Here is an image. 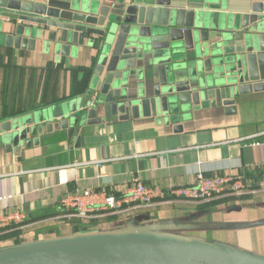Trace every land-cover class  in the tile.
<instances>
[{
	"label": "crops",
	"instance_id": "1",
	"mask_svg": "<svg viewBox=\"0 0 264 264\" xmlns=\"http://www.w3.org/2000/svg\"><path fill=\"white\" fill-rule=\"evenodd\" d=\"M81 1L85 12L98 17L130 0ZM178 1L182 8L221 18L252 14L255 4L264 5V0ZM88 66L86 57L54 59L39 49L0 45V123L15 121L22 131L13 150L0 148V196L12 195V207L29 218L23 228L0 230V248L90 232L202 241L264 257V191L137 209L124 205L120 213L102 212L86 221L64 217L62 197L90 185L120 192L139 179L166 190L170 184L195 186L204 173L236 175L253 188L264 170V93L244 97L235 114L199 111L182 131L156 121L115 120L86 134L77 147V136L70 141L58 119L98 93L89 87L90 73L84 76Z\"/></svg>",
	"mask_w": 264,
	"mask_h": 264
},
{
	"label": "water",
	"instance_id": "2",
	"mask_svg": "<svg viewBox=\"0 0 264 264\" xmlns=\"http://www.w3.org/2000/svg\"><path fill=\"white\" fill-rule=\"evenodd\" d=\"M178 0H130L95 17L81 0H0V45L54 59L86 57L90 88L73 114L58 119L77 147L102 125L184 123L208 108L235 114L244 97L264 93V5L221 18ZM22 131L0 123V148ZM0 264H264V257L187 239L83 233L66 240L0 248Z\"/></svg>",
	"mask_w": 264,
	"mask_h": 264
},
{
	"label": "built area",
	"instance_id": "3",
	"mask_svg": "<svg viewBox=\"0 0 264 264\" xmlns=\"http://www.w3.org/2000/svg\"><path fill=\"white\" fill-rule=\"evenodd\" d=\"M96 98L97 94L93 96V99ZM196 182L197 184L192 187L170 184L166 190H163L159 187H149L136 179L120 192H115L114 188L102 190L90 185L86 189L68 192L62 197L60 204L64 217L86 221L102 212L120 213L124 205L130 209H137L171 201L204 202L218 195H241L246 191L251 193L264 191V170L258 185L253 188L246 180L236 175L207 176L198 173ZM12 201L13 196L10 194L0 196V230L12 227L23 228L28 222V215L20 209L13 208Z\"/></svg>",
	"mask_w": 264,
	"mask_h": 264
},
{
	"label": "rangeland",
	"instance_id": "4",
	"mask_svg": "<svg viewBox=\"0 0 264 264\" xmlns=\"http://www.w3.org/2000/svg\"><path fill=\"white\" fill-rule=\"evenodd\" d=\"M86 103V101L83 102V105ZM79 108V107H78Z\"/></svg>",
	"mask_w": 264,
	"mask_h": 264
},
{
	"label": "trees",
	"instance_id": "5",
	"mask_svg": "<svg viewBox=\"0 0 264 264\" xmlns=\"http://www.w3.org/2000/svg\"><path fill=\"white\" fill-rule=\"evenodd\" d=\"M88 77H89V75H88ZM88 77H87V80L90 78V77L89 78Z\"/></svg>",
	"mask_w": 264,
	"mask_h": 264
}]
</instances>
